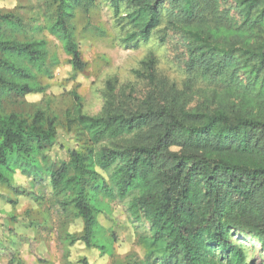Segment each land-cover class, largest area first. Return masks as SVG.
<instances>
[{"label":"trees","instance_id":"obj_1","mask_svg":"<svg viewBox=\"0 0 264 264\" xmlns=\"http://www.w3.org/2000/svg\"><path fill=\"white\" fill-rule=\"evenodd\" d=\"M38 1L36 17L45 25L36 29L53 36L73 71L83 72L82 32L107 33L89 24L77 32L76 13L90 21L101 5ZM101 2L128 48L148 41L166 17V29L183 43L186 70L252 106L244 110L227 100L212 109L188 107L176 90L161 83L156 91L154 60L146 58L136 72L152 86L144 101L120 99L112 78L99 113L85 114L72 92L73 108L61 121L26 101L45 92L39 79L51 77L58 60L49 56L45 40L28 37L20 15L0 12V185L11 193V211L0 209V219L27 223L34 238L52 230L48 211L14 214L19 172L50 190L59 214V264H90L86 257L73 260L76 244L102 261L113 257L114 199H127L128 218L143 229L137 239L145 252L142 260L113 264H252L234 240L239 234L252 238L264 257V0ZM206 17L226 31L223 36L193 26ZM7 264L23 262L12 256Z\"/></svg>","mask_w":264,"mask_h":264},{"label":"rangeland","instance_id":"obj_2","mask_svg":"<svg viewBox=\"0 0 264 264\" xmlns=\"http://www.w3.org/2000/svg\"><path fill=\"white\" fill-rule=\"evenodd\" d=\"M97 2L101 5L97 9V14L87 21L85 15L77 12L75 26L77 32H82L89 24L92 29L94 27L102 29L107 35H101L90 28L88 33L82 32L78 42L86 68L79 73L73 71L69 57L64 54L61 44L45 30L39 32L36 29L45 25L43 17H36L40 5L38 0H0V12L20 15L28 31V37L45 40L49 56L58 60L51 77L42 76L39 79L45 92L27 97V102L52 110L62 121L64 113L73 108L72 92H75L82 99V111L88 115H95L104 105L107 81L112 78L116 79L115 92L120 99L122 97L135 103L142 99L144 101V97L152 86L149 85L148 80L138 76L136 72L142 71L140 65L142 60L152 58L156 91L160 89L159 85L162 83L166 89L179 92L178 98L184 100L188 107L202 108L206 104L207 108L212 109L219 101L228 100L230 104L241 105L244 110L251 108L250 102L245 100L236 102L233 98L227 97L223 90L213 85L211 80L196 78L186 70L183 43L178 35L168 31L166 17L148 41L139 44L137 48H128L119 43L121 32L114 23L111 10L101 0ZM193 26L209 30L215 37L223 36V32H226L223 28L211 23L209 17ZM18 39L23 38L19 36ZM215 91L216 95H213ZM14 185L18 189L17 204L13 208L14 214L22 215L29 211L30 216L40 217L41 212L48 211L53 227L50 231L40 230L34 238V232L27 223H11L6 216L1 218L0 264H7L12 256L19 258L23 264H59L61 246L56 234L59 214L55 206L51 205L52 196L49 188L33 182L31 178L22 176L19 172L14 175ZM9 195H11L9 190L0 185V209L7 213L11 211L7 205ZM40 197H43V200H40ZM126 200L114 199L110 202L113 213L110 224L115 239L113 257L102 261L82 244H76L71 248L73 260L86 257L90 264H113L114 261L143 259L145 251L137 239L138 233L143 232V229L136 230L128 218ZM74 227L76 231H79L81 225L76 222ZM143 227H146L145 223ZM251 239L249 236L240 234L234 237L235 241L241 243L252 264H264V257L257 249L258 245L251 243Z\"/></svg>","mask_w":264,"mask_h":264}]
</instances>
